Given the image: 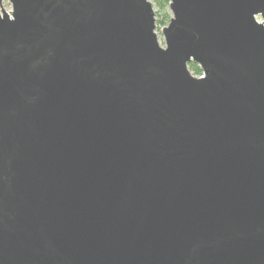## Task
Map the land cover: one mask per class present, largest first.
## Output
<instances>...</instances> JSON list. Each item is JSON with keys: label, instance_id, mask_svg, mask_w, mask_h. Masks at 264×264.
<instances>
[{"label": "water", "instance_id": "95a60500", "mask_svg": "<svg viewBox=\"0 0 264 264\" xmlns=\"http://www.w3.org/2000/svg\"><path fill=\"white\" fill-rule=\"evenodd\" d=\"M0 6V264H264V0Z\"/></svg>", "mask_w": 264, "mask_h": 264}, {"label": "trees", "instance_id": "16d2710c", "mask_svg": "<svg viewBox=\"0 0 264 264\" xmlns=\"http://www.w3.org/2000/svg\"><path fill=\"white\" fill-rule=\"evenodd\" d=\"M152 2L156 8V21L161 26H166L172 17L169 9L170 0H152ZM189 69L194 75L201 76L203 74L201 67L194 62L189 64Z\"/></svg>", "mask_w": 264, "mask_h": 264}, {"label": "rangeland", "instance_id": "374dc122", "mask_svg": "<svg viewBox=\"0 0 264 264\" xmlns=\"http://www.w3.org/2000/svg\"><path fill=\"white\" fill-rule=\"evenodd\" d=\"M152 1V0H151ZM2 8L6 11V12H11L12 11V5L9 1H4L3 4H2ZM1 6H0V11L2 10ZM156 10V8H155ZM172 15V14H171ZM258 21L260 22H264V19L259 16L258 18ZM164 26H161L158 22H157V27H156V32L158 34V38H159V42L162 46L165 47V39H164V36L162 34V28Z\"/></svg>", "mask_w": 264, "mask_h": 264}]
</instances>
